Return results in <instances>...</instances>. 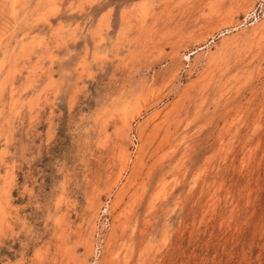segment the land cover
I'll return each mask as SVG.
<instances>
[{
    "label": "rangeland",
    "instance_id": "obj_1",
    "mask_svg": "<svg viewBox=\"0 0 264 264\" xmlns=\"http://www.w3.org/2000/svg\"><path fill=\"white\" fill-rule=\"evenodd\" d=\"M0 264H264V0H0Z\"/></svg>",
    "mask_w": 264,
    "mask_h": 264
},
{
    "label": "built area",
    "instance_id": "obj_2",
    "mask_svg": "<svg viewBox=\"0 0 264 264\" xmlns=\"http://www.w3.org/2000/svg\"><path fill=\"white\" fill-rule=\"evenodd\" d=\"M108 222H109V218L105 217V219H103V224L107 225ZM103 242H104L103 234L99 231L96 236L95 244L93 245L94 257H99V255L101 254Z\"/></svg>",
    "mask_w": 264,
    "mask_h": 264
}]
</instances>
